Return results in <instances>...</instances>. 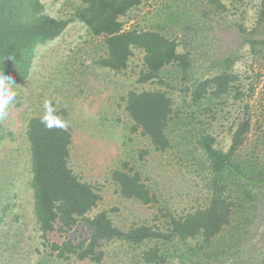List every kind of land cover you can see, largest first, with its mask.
<instances>
[{
    "label": "trees",
    "instance_id": "obj_1",
    "mask_svg": "<svg viewBox=\"0 0 264 264\" xmlns=\"http://www.w3.org/2000/svg\"><path fill=\"white\" fill-rule=\"evenodd\" d=\"M76 1L78 5L70 17H56L46 12L42 0H0V72L12 75L15 82L27 81L38 47L59 37L78 20L105 50L95 62L100 68L123 72L135 51L140 50L144 56L138 84H165L162 72L176 66L182 91L194 105L208 96L231 95L242 103V108L228 148L219 147L216 137L207 131L197 136V144L208 161L209 203L184 215L160 207L164 226L137 224L127 230L115 225L112 211L95 212L102 200L99 190L83 181L70 165L72 130L64 124L46 127L42 122L45 115L29 118L25 137L30 156V188L42 244L58 259L96 263L104 260L103 247L112 242L140 245L157 241L142 252L143 264H168L170 257H176L178 264L241 257L259 213L264 226V158L260 157L258 144V149L246 152L252 134L264 137V104L256 115L250 103L255 86L246 93L235 72L242 58L238 51L217 54L210 60L211 74L192 81L190 77L198 66L202 67L194 60L193 51L202 53V57L209 55L210 48L215 47L213 36L219 31L238 33L253 64L260 68L258 77L264 76V0H258L255 18L249 25L243 18L231 20L223 0H190L184 9L187 19L180 24L179 33L159 25L127 26L124 18L148 0ZM9 56L12 59H7ZM124 101L133 131H141L157 152L169 150L172 142L167 129L173 116V101L168 93L161 88L130 89ZM205 111L208 119L216 120L213 109ZM62 112L54 111L53 115L61 120ZM142 154L144 159L148 151ZM110 177L124 199L147 206L159 204L158 195L130 162L113 170ZM171 247H175L173 253L168 251ZM241 264H264V233L262 246L255 248L252 259Z\"/></svg>",
    "mask_w": 264,
    "mask_h": 264
},
{
    "label": "rangeland",
    "instance_id": "obj_2",
    "mask_svg": "<svg viewBox=\"0 0 264 264\" xmlns=\"http://www.w3.org/2000/svg\"><path fill=\"white\" fill-rule=\"evenodd\" d=\"M189 1L148 0L130 11L124 21L128 27L159 25L164 30L179 33L180 24L187 19L184 9ZM223 1L231 20L243 18L248 25L253 22L258 0ZM42 2L46 12L56 17H70L78 5L76 0ZM213 37L215 47L210 48L209 55L202 57V53L193 51L194 60L199 61L197 64L202 67L198 66L191 73V81L212 73L210 60L217 54L222 56L238 51L242 58L235 72L246 93L252 85L255 86L250 103L258 115L257 110L264 104V76L258 77L261 73L259 66L253 64V59L248 56V47L244 46L238 33L219 31ZM179 50H183L182 46ZM104 54L101 42L76 20L59 37L38 47L30 78L16 82L15 102L9 105L8 115L0 120V264H143L142 252L157 243H108L103 247L105 258L101 263L76 258L61 260L42 244L33 216L25 129L29 118L46 114L45 101L50 102L54 111H64L61 121L73 133L70 165L83 181L97 187L102 200L95 212L112 211L115 225L124 230L137 224L164 226L159 216L160 207L176 215H184L209 203L208 161L197 144V136L207 131L216 137L219 147L228 148L242 103L228 95L222 98L208 96L199 105H194L190 96L182 91L176 66L162 72L165 84L140 85L137 79L143 69L142 51L136 50L129 67L119 73L96 65V60ZM159 88L166 91L173 101V116L167 129L172 146L163 153L157 152L141 131H133V121L124 101L130 89ZM206 108L216 112V120L204 115ZM256 144L261 149L260 157L264 158V137L258 133L251 135L246 152H253ZM145 150L148 154L143 159L142 151ZM126 161L158 195V205H143L120 195L110 176ZM263 233L262 213H259L241 257L216 262L201 260L199 264H241L248 261L252 259L255 248L262 246ZM174 249L171 247L168 251L173 253ZM168 264H178V259L170 257Z\"/></svg>",
    "mask_w": 264,
    "mask_h": 264
},
{
    "label": "clouds",
    "instance_id": "obj_3",
    "mask_svg": "<svg viewBox=\"0 0 264 264\" xmlns=\"http://www.w3.org/2000/svg\"><path fill=\"white\" fill-rule=\"evenodd\" d=\"M7 59H12L9 56ZM16 87V82L12 75L5 72H0V120H3L8 115V107L13 104L16 99V92L14 88ZM46 109V114L42 120L46 127H63L61 120L53 115L54 109L51 107L49 101H45L44 105Z\"/></svg>",
    "mask_w": 264,
    "mask_h": 264
}]
</instances>
